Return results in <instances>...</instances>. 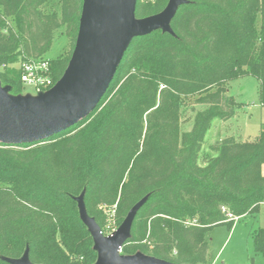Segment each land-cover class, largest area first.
I'll return each mask as SVG.
<instances>
[{
	"label": "trees",
	"instance_id": "1",
	"mask_svg": "<svg viewBox=\"0 0 264 264\" xmlns=\"http://www.w3.org/2000/svg\"><path fill=\"white\" fill-rule=\"evenodd\" d=\"M84 0H0V80L25 90L20 63L43 59L64 28L70 49L48 59L55 84L75 48ZM169 0H137L138 18ZM172 31L135 37L96 108L39 142L0 144V264H95L98 251L78 198L102 232L141 202L121 255L210 264L207 233L257 216L264 203V126L252 140L228 137L199 157L216 119L243 103L228 82L252 75L264 106V0H183ZM194 111L182 130L188 99ZM104 234V233H103ZM264 257V228L252 232Z\"/></svg>",
	"mask_w": 264,
	"mask_h": 264
},
{
	"label": "water",
	"instance_id": "2",
	"mask_svg": "<svg viewBox=\"0 0 264 264\" xmlns=\"http://www.w3.org/2000/svg\"><path fill=\"white\" fill-rule=\"evenodd\" d=\"M182 2L169 0L161 12L138 18L137 0H84L74 51L55 85L28 100L14 98L0 88V144L39 142L86 118L108 89L132 40L157 29L171 32V21ZM78 200L98 251L95 264H176L143 253L120 254L141 202L130 210L117 232L107 237L88 215L82 196ZM12 262L32 264L27 255Z\"/></svg>",
	"mask_w": 264,
	"mask_h": 264
},
{
	"label": "rangeland",
	"instance_id": "3",
	"mask_svg": "<svg viewBox=\"0 0 264 264\" xmlns=\"http://www.w3.org/2000/svg\"><path fill=\"white\" fill-rule=\"evenodd\" d=\"M70 49L69 39L64 28L56 32L53 44L46 52L47 59H54L64 51ZM228 94L243 103L238 107L234 116L227 120L216 119L207 132L202 146L199 161L203 164L208 158L217 154L212 145L228 137L237 140H252L256 138L264 126V106L259 98V81L252 75H246L228 82ZM0 88L14 98L28 100L35 91L27 86L19 93L12 91V86L0 80ZM205 104L198 103L195 97L188 99L181 113L182 130L192 128L194 111L205 108ZM264 174V164L261 167ZM110 215V220L104 228V235L109 237L117 232V226ZM264 228V204L261 205L257 216L248 215L237 218L233 227L218 225L207 233L209 243V257L216 259L218 264H264L262 254L255 252L252 244V232L257 228ZM121 254V252H120Z\"/></svg>",
	"mask_w": 264,
	"mask_h": 264
},
{
	"label": "built area",
	"instance_id": "4",
	"mask_svg": "<svg viewBox=\"0 0 264 264\" xmlns=\"http://www.w3.org/2000/svg\"><path fill=\"white\" fill-rule=\"evenodd\" d=\"M20 69L23 84L32 87L35 95L46 92L55 85L47 58L24 60L20 63Z\"/></svg>",
	"mask_w": 264,
	"mask_h": 264
},
{
	"label": "crops",
	"instance_id": "5",
	"mask_svg": "<svg viewBox=\"0 0 264 264\" xmlns=\"http://www.w3.org/2000/svg\"><path fill=\"white\" fill-rule=\"evenodd\" d=\"M264 204V203H263ZM262 205V204H261ZM208 262L210 263V264H218L217 262H216V259H214V260H211L210 259V257H209V253H208Z\"/></svg>",
	"mask_w": 264,
	"mask_h": 264
}]
</instances>
